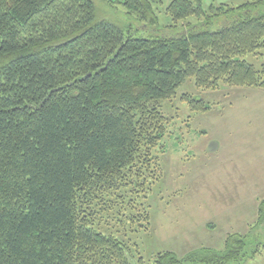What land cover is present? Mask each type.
<instances>
[{
  "label": "trees",
  "instance_id": "16d2710c",
  "mask_svg": "<svg viewBox=\"0 0 264 264\" xmlns=\"http://www.w3.org/2000/svg\"><path fill=\"white\" fill-rule=\"evenodd\" d=\"M118 2L146 35L98 20L91 0H0V264H146L102 231L103 214L144 189L168 132L163 102L188 79L264 89V64L246 59L264 54V0H170L165 29L151 0ZM250 246L230 235L223 252L148 264H247L264 253Z\"/></svg>",
  "mask_w": 264,
  "mask_h": 264
},
{
  "label": "rangeland",
  "instance_id": "374dc122",
  "mask_svg": "<svg viewBox=\"0 0 264 264\" xmlns=\"http://www.w3.org/2000/svg\"><path fill=\"white\" fill-rule=\"evenodd\" d=\"M91 1L98 20L126 35H146L118 0ZM151 1L163 29L169 27L172 21L165 11L170 0ZM203 1L209 10L220 5L239 8L249 0ZM246 59L256 67L264 64V54ZM192 98L209 110L194 111L186 100ZM162 105L168 132L152 153L148 181L144 189L123 192L125 200L115 199L112 209L104 210L111 212L103 214L107 225L102 231L129 244L136 259L146 264L162 252L181 260L203 249L223 252L230 235H248L249 251L258 244L264 247V224H257L264 201V89L226 84L202 89L188 79ZM212 143L217 144L215 152L209 151ZM134 211L141 218L148 214L149 220L131 221ZM209 223L216 228L206 227ZM249 264H264V255Z\"/></svg>",
  "mask_w": 264,
  "mask_h": 264
},
{
  "label": "crops",
  "instance_id": "0c3cea01",
  "mask_svg": "<svg viewBox=\"0 0 264 264\" xmlns=\"http://www.w3.org/2000/svg\"><path fill=\"white\" fill-rule=\"evenodd\" d=\"M210 212L213 213L214 215H216V214H220V213H221V214H222V213H223V214H228V215H229V213H231V214L234 215L236 211H210ZM231 214H230V215H231ZM208 226H211V228H213V227L216 228L215 226H213V224H210V223H209V224H206V227H208ZM263 255H264V253L262 254V256H263ZM260 256H261V255H260ZM251 262H254V260L251 261ZM249 263H250V262H249ZM249 263H247V264H249Z\"/></svg>",
  "mask_w": 264,
  "mask_h": 264
},
{
  "label": "water",
  "instance_id": "95a60500",
  "mask_svg": "<svg viewBox=\"0 0 264 264\" xmlns=\"http://www.w3.org/2000/svg\"><path fill=\"white\" fill-rule=\"evenodd\" d=\"M217 149V144L216 143H212L209 147V151L210 152H215Z\"/></svg>",
  "mask_w": 264,
  "mask_h": 264
}]
</instances>
